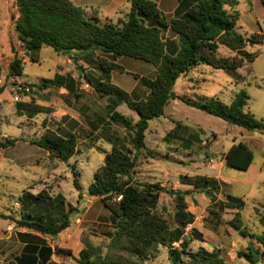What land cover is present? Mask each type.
I'll return each instance as SVG.
<instances>
[{
  "label": "trees",
  "instance_id": "obj_1",
  "mask_svg": "<svg viewBox=\"0 0 264 264\" xmlns=\"http://www.w3.org/2000/svg\"><path fill=\"white\" fill-rule=\"evenodd\" d=\"M239 1L194 0L192 5L178 9L175 16L168 20L153 0H130L131 7L126 19L115 23L108 20L102 22L97 16L87 15L70 0L9 1L11 27L30 60L38 62L34 53L45 46L76 62L79 55H83L88 64H95L99 69L100 78L94 87L102 97L107 98L111 118L132 131L130 147L120 145L118 139L113 142L111 151L106 153L88 188V194L98 198L110 212L113 231L109 234L107 252L103 254L100 247L87 243L79 258H74L78 264H146L157 258L161 247L167 249L171 264H227L216 251L209 252L202 247L193 251L191 248L195 240L204 241L195 228L187 235V228L195 222V215L189 210L186 197L194 192L167 189L159 182H141L137 174L143 152L147 151L153 157V151L148 149L146 143L149 123L163 117L166 107L174 100L246 131H264V121L257 120L246 111L249 96L245 90H240L230 105L217 99L190 100L176 95L174 90L181 77L200 65L234 72L254 61L255 56L248 54L245 48L261 45L262 34L244 37L236 32L241 17L237 10ZM262 4L264 6V0ZM167 30L176 36V41L164 40L163 35ZM223 36L232 37L238 42L237 49L243 53L242 57H217ZM97 53L95 59L90 58L91 54ZM99 54L108 56V60ZM124 57L146 62L155 68L153 78L134 75L148 90L142 99L134 98L112 83V72L125 73L116 63V60ZM23 66L22 59L13 57L9 64L10 77H22ZM87 80L92 82L90 78ZM48 85L65 89L78 97L75 92L78 81L71 75L56 74L53 79L45 80L39 89L43 90ZM123 103L137 113L139 119L134 125L116 112V108ZM15 108L19 116L28 118L44 113L43 107L21 101L16 103ZM178 128L180 126L175 130ZM30 143L62 163L69 162L77 150L75 134L62 137L47 131ZM15 144V140L4 141L0 142V147L5 149ZM253 158L251 149L244 142L233 144L225 152L227 166L241 171L250 169ZM201 180L205 185L210 182L206 178ZM72 182L81 197V186L76 175ZM213 188L217 189L215 186ZM163 194H167L175 205L173 229L158 208ZM205 194L215 199L210 188L206 187ZM227 198L240 210L242 202L238 204L231 196ZM19 204L20 219L9 217L18 228L55 238L70 227L69 215L72 211L66 212V201L62 194L51 196L47 190L38 194L27 191L19 198ZM255 213L264 226V203L255 209ZM239 216L238 212L237 218L230 223L231 227L242 237L264 246V234L249 233L242 226ZM56 253L73 256L71 250L62 248L57 249ZM52 254L51 247L43 243L39 253L42 261L58 264L50 261ZM237 257L249 264L262 262V254L252 242L247 249L238 251Z\"/></svg>",
  "mask_w": 264,
  "mask_h": 264
},
{
  "label": "rangeland",
  "instance_id": "obj_2",
  "mask_svg": "<svg viewBox=\"0 0 264 264\" xmlns=\"http://www.w3.org/2000/svg\"><path fill=\"white\" fill-rule=\"evenodd\" d=\"M260 13L262 15H259L263 16L264 10L262 9ZM127 14L119 20H125ZM260 26L263 32L262 44L250 47L247 51L255 58L242 69L243 76H240L239 84L230 83L223 70L208 67L209 70L203 74V79L200 78L199 72L193 71L186 80L180 78L175 89L187 99L195 101L217 99L226 105L231 104L240 90H245L249 96L246 111L253 114L257 120L264 121V22H260ZM236 32L243 36L253 35L250 30L240 28L236 29ZM169 33L168 30L164 32V39H170L167 38L170 36ZM15 35L13 52L15 51V56L24 63L22 77L9 75V64L13 58L10 60L3 57L0 61V89H3V92H0V142L16 141L14 146L6 150L0 147V220H10L9 217L20 219L19 198L27 191L37 194L38 191L47 190L51 196L62 194L68 201H72L78 194L72 182L76 175L82 192L81 197L78 195L79 204L84 203L85 209L86 205L93 203L88 214L84 211L69 215L71 221L77 216L81 219L78 222V230L82 229V235L75 242L71 237L72 231L64 237L60 236V233L55 238L49 236L43 238L53 247V260L56 263L78 264L74 258H79L87 243L100 247L103 254L107 252L109 234L113 231L110 212L98 198L88 194V188L106 153L111 151L113 142L118 139L120 145L130 147L132 131L125 130L121 123L111 120L107 98L102 97L94 87L100 78L99 69L95 64H88V60L79 55V61L75 65L73 59L47 46L34 53L38 62H33L18 43L17 34ZM7 36L5 28L0 30V46H4L5 52L8 50ZM233 43L237 51L231 50L233 44L229 47L220 41L217 57H242L243 53L237 49L238 42L234 40ZM97 55L98 53L91 54L90 58L95 59ZM100 56L108 60V56ZM122 59L125 73L114 71L112 83L116 86L131 87L136 80L134 75L154 77V74L149 73L152 65L128 57ZM118 63L120 61H117ZM81 70L84 74L80 75ZM56 74L75 77L78 81L75 90L77 98L66 90L60 91L54 87H50L48 92L46 89H39L45 80L53 79ZM88 78L92 80L91 83L88 82ZM19 82L34 87L31 93L22 97L21 102L41 106L44 113H39L34 118L17 114L15 108L17 102L14 97ZM187 85L194 86V89H187ZM129 119L134 121L131 116ZM178 126L180 128L175 130ZM47 131L60 136L75 133L78 154L69 162L62 163L30 143L31 140L42 137ZM170 131L172 132L168 134ZM156 134L166 136L165 140L161 141ZM146 142L148 149L153 151V157H150L147 151L143 152L138 164L137 179L141 182L162 181L167 189L184 190L192 187V191L198 197L196 225L206 230L211 243L220 240L219 249L215 248L218 255L227 264H249L243 259L237 261L235 259L238 251L247 249L252 242L262 254L260 264H264V246L250 238L242 237L230 225L239 212L242 226L249 233L264 234V226L260 224L255 213V209L264 203V131L249 132L182 102L174 101L166 107L163 117L150 121ZM239 142L246 143L253 153V163L248 171L230 168L225 160L226 150L232 143ZM14 157H19L18 163L14 162ZM203 178L210 181L208 185L201 180ZM42 181L44 183H41ZM214 186L217 189H214ZM206 187L211 189L215 196L214 200L204 193L206 198H201ZM228 196L235 199L238 204L243 203L240 210L234 207L235 204L228 200ZM159 203V211L163 213L171 228H175L176 210L173 200L167 194H163ZM79 204L76 207H79ZM12 230L14 229L10 231ZM187 231L190 235L191 230ZM233 233L235 240L230 237ZM239 237L240 241L244 238L248 246L245 247V242L240 246L236 241ZM197 242L191 245L193 251L199 249L197 244L200 241ZM60 248L71 250L76 257L58 255L56 250ZM161 249L162 253L146 264H168L167 249L165 247ZM14 251V255L20 253L19 250ZM14 255H2L0 264H12L15 261Z\"/></svg>",
  "mask_w": 264,
  "mask_h": 264
},
{
  "label": "crops",
  "instance_id": "obj_3",
  "mask_svg": "<svg viewBox=\"0 0 264 264\" xmlns=\"http://www.w3.org/2000/svg\"><path fill=\"white\" fill-rule=\"evenodd\" d=\"M9 1L10 0H0V30L5 28L7 30V34H8V36H7L8 37V41H7L8 50L5 52L4 46L3 45L0 46V61L2 60L3 57H7V59H10V60H11V58L15 57V54L13 52V45H14V41L16 40V35H15L16 33L14 31H12V29H11L9 13H8ZM70 1L75 6L83 9L87 15L97 16L102 22H105L107 20L114 22V23L117 22L120 18H123L130 11V7H131L130 0H70ZM153 1L156 2L159 9L167 17H170V19L175 16L178 9L186 8L190 5H192L194 2V0H153ZM2 4L4 5L3 7L1 6ZM262 9L264 10L262 0H240L239 4L237 6V10L240 12L241 17H240V21L238 23L237 29L240 28V29H244L245 31L250 30V32L253 35L254 34H262L263 32H262V29L260 26V22H264V15L263 16L259 15V14H261L260 12L262 11ZM169 32H170V30H168V33ZM169 34H170V36L167 37V38L170 37L169 41H176V36L172 32ZM247 35L248 34L244 35V37H249ZM164 40H166V39H164ZM221 42L226 44L229 47H230V45L233 44V47L232 48L230 47L231 50L237 51L236 48L234 47V43H233L234 39L232 37L227 38V37L223 36L221 39ZM245 50L249 51L250 47L249 46L246 47ZM7 54H8V56H7ZM122 60H123L122 58L120 60L118 59V60H116V63H117V61H120V63H118V64L122 68H124V66L122 65L123 64ZM208 67L212 68L211 66H208V65H200V66L196 67L194 70H192V72L188 73L186 76H183V78H184V80H186V78L189 75L193 74V71H194V73L199 72V74H201L200 78L203 79L204 78L203 74L207 73L209 70ZM243 68L238 69L234 72H228L225 70H223V72H225L227 74V76L229 77L230 83L235 82L236 84H239L240 82H238V80H239L240 76H243L242 75V69ZM149 69H150L149 73L155 74V68L154 67L153 68L151 67ZM129 73H131V72H129ZM60 75H62V74H60ZM114 76H115V74H114V72H112V82L114 80ZM72 77L75 79L74 76H72ZM189 80L192 81L191 79H189ZM189 80H187V81H189ZM178 81L176 82L175 88L178 84ZM196 83H198V82H196ZM197 85H199V84H197ZM50 87L60 89L56 86H53V85L49 86L48 85L45 88L47 92L50 90L49 89ZM196 87L200 88L199 86H196ZM119 88H122L123 90H125L126 92L131 94L136 99H142V98L146 97V95L148 94V90L145 87H143L138 80H135L134 83L132 84V86L129 88H125L124 86H121V87L119 86ZM45 89H43V90H45ZM187 89H189V90L194 89V86L187 85ZM61 90H65V89H60V91ZM174 90H175L176 95H178L180 97H184L176 89H174ZM190 100H192V99H190ZM174 101L178 102V103L181 102L180 100H174ZM174 101H172V102H174ZM116 112L121 114L125 119L131 121L132 125H134L139 119L137 113L130 110L128 108V106L124 103L120 104L116 108ZM130 116L134 118V121L129 119ZM110 117H111V115H110ZM111 120H113V119L111 118ZM172 121L175 122V120H173V119H172ZM123 128L125 129L124 126H123ZM171 132L172 131H170L168 134H170ZM70 134H75V133L71 132V133H68L67 135L62 136V137H67ZM156 135L158 137H160L161 141L165 140L166 136H159L158 134H156ZM17 143H19V142H17ZM233 144L234 143H232L230 145V147ZM6 149L7 148H5L4 150H6ZM228 149L226 150V152L228 151ZM78 152L79 151L77 149L75 155L72 158H74L78 154ZM47 155L49 156L50 154L47 152ZM18 158L19 157L13 158L15 163H18V161H17ZM22 159H23V157H22ZM41 183H44V181H42ZM152 183H158V182H152ZM159 183H161V185L166 188L165 184H163L162 181H159ZM184 190L185 191L186 190L192 191V187H188L187 189H184ZM38 193H39V191H38ZM203 193L205 194V191H202L201 198H206ZM78 195H79V193L77 194L76 198H74L72 201H68L65 198L66 212L72 211L71 213H82L85 211V214H88V212L91 211V206L93 203H90V205H86L85 209H83L84 203L79 204V201H78L79 196ZM186 201H187L189 210L195 215V220H197V211H196V208L198 206L197 194L192 193L190 196H187ZM77 204H79V207H76V206H78ZM159 205H160V203H159ZM80 221H81V219L78 216L75 217L74 221H71V219H70V222H71L70 227L68 228V230H66V232H62L60 234V236L64 237L65 235H69L68 233H70L72 231L73 232V234H71L72 235L71 237H73L72 240L74 242L79 240L80 236L82 235V229L78 230V227H79L78 222H80ZM12 228L14 230L10 231ZM192 228L197 229L199 231V233H201L203 236L204 241L203 242L200 241L199 244H197V246L199 248L200 247L205 248L209 252L216 251L215 248L219 249L220 240L217 239L218 241H216L215 243H211L208 240V237L206 235V230L197 226L196 222H194L192 225L189 226L190 230ZM189 229L187 228V230H189ZM233 234L232 235L230 234L231 235L230 237H232V239L235 240L236 237H235V234L234 235ZM187 235H188V231H187ZM43 237L44 236H42L41 234L34 232V231H31V230H28L26 228H18L16 226V224L14 222H12L11 220H7V219L0 220V253L2 255H5V256H10V255H14V252H15L14 250L20 251L19 254L14 255V260L17 261V263H15V261H14V262H12V264H48L47 262H43L39 256L40 249H41L43 243L46 246L51 247L52 252H53V254L50 256V258H49V255L48 256L46 255V257L49 258L51 262H55L53 260L54 249L52 246H50L48 243H46V241L44 240ZM209 238L212 239V237H209ZM241 240L242 241H240V237L236 240L237 243L240 244V246H242L244 244V242H245V244H244L245 247L248 246V243L245 241L244 238H241ZM1 241H3V242H1ZM193 243H198V242H197V240H195ZM72 253L76 257V254L74 252H72ZM160 253H162L161 248H160ZM1 254H0V258L2 257ZM166 256H167V260H169L168 259V251H167ZM238 259L239 258L236 257L235 260L237 261ZM168 264H170V261H168ZM258 264H260V263H258Z\"/></svg>",
  "mask_w": 264,
  "mask_h": 264
},
{
  "label": "built area",
  "instance_id": "obj_4",
  "mask_svg": "<svg viewBox=\"0 0 264 264\" xmlns=\"http://www.w3.org/2000/svg\"><path fill=\"white\" fill-rule=\"evenodd\" d=\"M34 90L32 85H28L23 82H19L15 89V101L19 102L22 100V97H26L27 94L31 93Z\"/></svg>",
  "mask_w": 264,
  "mask_h": 264
},
{
  "label": "water",
  "instance_id": "obj_5",
  "mask_svg": "<svg viewBox=\"0 0 264 264\" xmlns=\"http://www.w3.org/2000/svg\"><path fill=\"white\" fill-rule=\"evenodd\" d=\"M74 64L76 65V64H77V62H76V61H74Z\"/></svg>",
  "mask_w": 264,
  "mask_h": 264
}]
</instances>
